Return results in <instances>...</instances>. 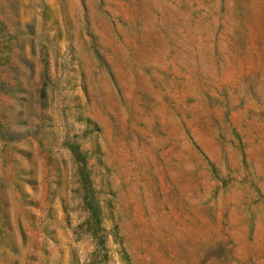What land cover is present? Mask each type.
<instances>
[{
    "label": "rangeland",
    "instance_id": "374dc122",
    "mask_svg": "<svg viewBox=\"0 0 264 264\" xmlns=\"http://www.w3.org/2000/svg\"><path fill=\"white\" fill-rule=\"evenodd\" d=\"M0 264H264V0H0Z\"/></svg>",
    "mask_w": 264,
    "mask_h": 264
}]
</instances>
